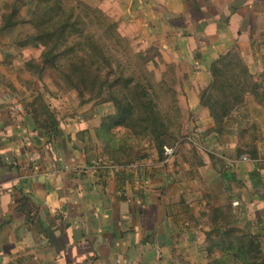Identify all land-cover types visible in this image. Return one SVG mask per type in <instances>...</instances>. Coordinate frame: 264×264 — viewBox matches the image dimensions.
<instances>
[{
    "label": "crops",
    "instance_id": "obj_1",
    "mask_svg": "<svg viewBox=\"0 0 264 264\" xmlns=\"http://www.w3.org/2000/svg\"><path fill=\"white\" fill-rule=\"evenodd\" d=\"M91 1L174 65L187 135L167 160L153 149L130 165H113L95 132L110 104L80 103L74 116V95L63 96L55 103L63 135L51 139L35 126L25 89L4 83L10 75L3 70L0 264L55 261L54 247L23 228L21 194L67 243L70 232L67 253L86 264H212L207 233L226 222L259 234L264 249V105L246 96L227 120L231 130L220 135L201 101L211 65L235 45L254 78L264 79V0ZM17 92L26 98L16 101ZM252 123L256 158L237 152Z\"/></svg>",
    "mask_w": 264,
    "mask_h": 264
},
{
    "label": "trees",
    "instance_id": "obj_2",
    "mask_svg": "<svg viewBox=\"0 0 264 264\" xmlns=\"http://www.w3.org/2000/svg\"><path fill=\"white\" fill-rule=\"evenodd\" d=\"M78 4V7L67 5L66 0H13L10 4L3 3L0 6V36L6 30L23 25L30 26V30L25 36L18 38L16 44L21 48L41 47L40 64L43 67L60 71L63 80L76 89L79 95L93 91L98 95L108 92L106 100L114 104L115 112L104 116L95 132L102 147L101 154L111 164L130 165L149 155L146 152L124 158V138H150L154 149L164 158L167 145L172 140L175 142L176 137L169 124V113L163 112L157 105V93L153 83L146 76V81H142L128 73L130 65L110 54L102 37L97 36L89 27L90 22L96 24L103 30L104 36L121 45L122 37L117 22L100 8H92L79 1ZM86 18L91 21L88 22ZM0 51L4 54L2 49ZM65 57L68 63L63 65L60 60ZM30 64L31 67H38L35 63ZM166 66L171 69L176 84L174 65ZM210 70L212 82L201 92V101L215 122L214 131L222 135L227 120L234 110L245 104L246 96L252 95L257 103L264 105V79L258 81L254 78L236 45L214 61ZM173 93V97H177L176 88ZM172 103L181 112L178 98L173 99ZM27 108L35 126L48 138L57 139L63 135L56 111L41 95L38 94L32 101H28ZM116 127L127 131L120 139L115 133ZM256 130L257 125L252 123L250 133H255ZM237 152L241 154L244 150L239 148ZM249 154L252 158L258 156L255 146ZM21 195L18 209L25 217L23 228L33 233L39 241L54 247L56 257L52 264H86L76 261L73 255L67 253L68 247L73 245L70 232L67 243L62 232L57 234L59 228L55 226V222L43 220L41 208L30 209L28 202L31 199ZM224 227L226 230H223ZM207 241L212 264H228V258H234L239 264H264L261 237L247 227L241 229L228 222L217 224L207 233ZM214 250L225 255L215 257ZM22 258L18 257L17 263Z\"/></svg>",
    "mask_w": 264,
    "mask_h": 264
},
{
    "label": "rangeland",
    "instance_id": "obj_3",
    "mask_svg": "<svg viewBox=\"0 0 264 264\" xmlns=\"http://www.w3.org/2000/svg\"><path fill=\"white\" fill-rule=\"evenodd\" d=\"M13 0H6L5 4H10ZM78 1L82 4H86L92 8H98L97 3H94L91 0H66L67 5L79 6ZM3 6V5H2ZM26 9L23 10L25 14ZM85 14V13H84ZM110 17V16H109ZM112 20H115L113 17H110ZM87 21H91L89 18H86ZM1 22V18H0ZM117 22V21H116ZM91 30L99 37H102V40L107 45V49L110 54L113 56L119 57L125 64L130 65L129 72L136 76V79L146 81L145 76L150 82L153 83L155 91L157 93V105L160 110L170 115V127L172 132L175 134V142L172 140L167 145V147L177 144L180 140L187 135V130L183 126L184 113L177 111L172 103V100L176 99L173 97L174 88L178 89L179 81L175 80L172 75V71L169 67L166 66L164 56L159 47L152 44H145L141 41L140 34H136L135 31H120L119 25L118 31L122 37V44L118 45L113 40H110L109 37L102 34L103 30L99 29L98 26L94 23H89ZM30 30V26L23 25L17 28L6 30L3 35L0 36V49L4 54H0L1 58L4 60L3 68H0V73L4 70L10 75V78H6L4 83H7L9 87H14V89H25L27 95V100H33L38 94L43 97V99L50 105L52 109H56L57 101L62 99L63 96L69 95L72 93L74 98L70 97L72 111L74 116H78L77 107L80 106V103L88 102L93 105L105 106L110 104L112 111H109L105 116L115 112V106L111 101H107L108 92H105L102 95H98L95 92H84L83 95H79V92L76 89L71 88L62 78L60 71H55L50 67H43L40 64V56L42 53L41 47H27L21 48L16 44V40L20 37L25 36V34ZM1 52V51H0ZM35 63L38 67H31L30 63ZM60 62L63 65L68 63L67 57L62 58ZM31 66H30V65ZM173 88V90H171ZM175 92V91H174ZM23 94L17 92L15 95V100L21 102L23 99ZM247 105H249L247 103ZM173 106V108H172ZM177 106V104H176ZM181 108V107H180ZM250 115V113H245ZM118 136L121 137L122 134H126V130L122 127H116L114 129ZM228 125L225 126L224 134L228 133ZM252 136L248 139H244L243 143H240L241 148L248 155L250 150L253 149L255 133L251 132ZM120 139V138H119ZM179 139V141H177ZM124 148L126 149L124 153L126 155L124 158L133 157L135 155H140L144 153H150L153 150L154 143L150 138L145 139H134V138H124L122 141ZM174 143V144H173ZM123 155V151H122ZM250 155V154H249ZM215 257H222L225 254H222L220 251L214 253ZM228 264H239L234 258H228Z\"/></svg>",
    "mask_w": 264,
    "mask_h": 264
},
{
    "label": "built area",
    "instance_id": "obj_4",
    "mask_svg": "<svg viewBox=\"0 0 264 264\" xmlns=\"http://www.w3.org/2000/svg\"><path fill=\"white\" fill-rule=\"evenodd\" d=\"M178 144V143H177ZM177 144L173 145V146H170V147H166L165 149V160L173 157L175 151H176V147H177ZM244 160L247 159V157H243ZM235 204H237V202H234Z\"/></svg>",
    "mask_w": 264,
    "mask_h": 264
},
{
    "label": "water",
    "instance_id": "obj_5",
    "mask_svg": "<svg viewBox=\"0 0 264 264\" xmlns=\"http://www.w3.org/2000/svg\"><path fill=\"white\" fill-rule=\"evenodd\" d=\"M263 215H264V212H263Z\"/></svg>",
    "mask_w": 264,
    "mask_h": 264
}]
</instances>
